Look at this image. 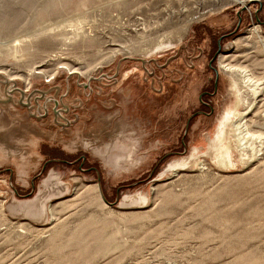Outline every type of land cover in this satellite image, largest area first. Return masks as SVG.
Instances as JSON below:
<instances>
[{"label": "rangeland", "instance_id": "1", "mask_svg": "<svg viewBox=\"0 0 264 264\" xmlns=\"http://www.w3.org/2000/svg\"><path fill=\"white\" fill-rule=\"evenodd\" d=\"M222 64L264 133V0H0V264H264V142L205 155Z\"/></svg>", "mask_w": 264, "mask_h": 264}, {"label": "bare ground", "instance_id": "2", "mask_svg": "<svg viewBox=\"0 0 264 264\" xmlns=\"http://www.w3.org/2000/svg\"><path fill=\"white\" fill-rule=\"evenodd\" d=\"M256 31L257 27L254 29V32L257 34ZM224 68L229 71L231 78L235 81V87L233 88L235 98L232 105L223 113L222 118H220L215 133L213 134V141L209 143L205 155L213 161L215 167L223 171H228L236 166L234 151L237 152L239 160L243 163L248 159H256L261 154L264 133L252 127L248 115L257 109L260 90H263V86L261 85V80L253 75L252 72H249L244 66L225 64ZM243 89L250 91V101L247 100L248 92ZM241 106L242 108H240ZM262 116L264 120V113ZM205 164L207 163L203 159L195 162V166L201 169ZM177 168L175 166L171 174L178 171L174 170ZM45 182L43 185L49 187L47 181ZM129 200L136 204L138 202H148L142 196H132ZM31 204H35V202ZM43 211H45V208L42 207L41 212L43 213Z\"/></svg>", "mask_w": 264, "mask_h": 264}, {"label": "flooded vegetation", "instance_id": "3", "mask_svg": "<svg viewBox=\"0 0 264 264\" xmlns=\"http://www.w3.org/2000/svg\"><path fill=\"white\" fill-rule=\"evenodd\" d=\"M224 65H225V64H222L221 67L224 68ZM225 69H226V68H225ZM212 141H213V136L209 135V136L207 137V146H208L209 143H211ZM186 157H187V156H185L184 158L181 159V165H182V163L184 162V160H185ZM193 159H194V158H193ZM197 160H199V159H196V161H197ZM196 161H194V164H195ZM192 162H193V161H192ZM45 183H46V182H45ZM55 184H56V183H49L48 186L51 187V186H54ZM50 210H51L50 207H47V208H46V212H49ZM50 212H51V211H50Z\"/></svg>", "mask_w": 264, "mask_h": 264}]
</instances>
